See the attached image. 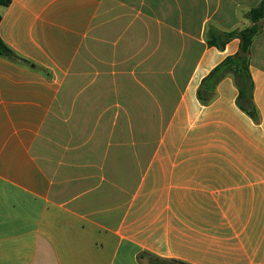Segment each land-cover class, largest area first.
Segmentation results:
<instances>
[{
  "label": "crops",
  "instance_id": "obj_1",
  "mask_svg": "<svg viewBox=\"0 0 264 264\" xmlns=\"http://www.w3.org/2000/svg\"><path fill=\"white\" fill-rule=\"evenodd\" d=\"M261 1L0 8L1 38L30 62L0 56V264H264V18L250 53L259 119L238 106L232 77L199 99L204 78L240 48L239 38L210 46L209 33L252 26L247 14ZM96 46L126 76L113 81L108 111L91 117L106 139L43 160L53 108L77 58ZM135 120L147 121L140 142Z\"/></svg>",
  "mask_w": 264,
  "mask_h": 264
},
{
  "label": "rangeland",
  "instance_id": "obj_2",
  "mask_svg": "<svg viewBox=\"0 0 264 264\" xmlns=\"http://www.w3.org/2000/svg\"><path fill=\"white\" fill-rule=\"evenodd\" d=\"M117 79L125 81L126 76L111 73L108 48L96 46L89 56L77 58L64 92L41 134L39 155L43 160H60L64 147L79 141L102 142L106 139L105 136L94 135L91 117L95 111H108L110 98L117 93L113 84ZM121 94L124 95L122 91ZM92 97H99L98 103H91L89 98ZM137 106L142 110L141 105ZM153 122L150 121L151 126ZM105 123L108 127L109 121ZM142 123L147 125V121H134L135 142L142 141ZM152 138L154 140L155 136Z\"/></svg>",
  "mask_w": 264,
  "mask_h": 264
},
{
  "label": "trees",
  "instance_id": "obj_3",
  "mask_svg": "<svg viewBox=\"0 0 264 264\" xmlns=\"http://www.w3.org/2000/svg\"><path fill=\"white\" fill-rule=\"evenodd\" d=\"M12 0H0V8H6L11 4ZM247 17L253 22L252 26L242 30H233L228 32L213 31L209 33L208 44L218 49H224L227 42L233 38L240 39V48L237 54L227 57L221 64L216 66L207 77L204 78L200 89L199 99L202 103L209 102L208 98L203 97V90H214L216 85L226 77H232L238 88L239 95L237 104L245 113L253 120L259 119V112L253 100L254 82L252 79L251 64V46L255 37L259 34L261 27L259 22L264 18V0L254 8H252ZM2 16L0 13V22ZM0 56L13 62L30 63L27 59L19 56L12 48H10L0 36ZM151 264H186L179 261H169L159 259L157 257L150 258Z\"/></svg>",
  "mask_w": 264,
  "mask_h": 264
}]
</instances>
